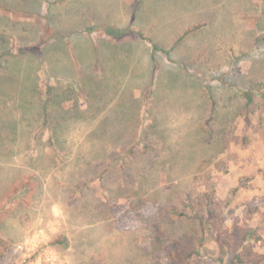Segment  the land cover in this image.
Listing matches in <instances>:
<instances>
[{"label": "rangeland", "instance_id": "1", "mask_svg": "<svg viewBox=\"0 0 264 264\" xmlns=\"http://www.w3.org/2000/svg\"><path fill=\"white\" fill-rule=\"evenodd\" d=\"M0 75V264H264V0H0Z\"/></svg>", "mask_w": 264, "mask_h": 264}, {"label": "trees", "instance_id": "2", "mask_svg": "<svg viewBox=\"0 0 264 264\" xmlns=\"http://www.w3.org/2000/svg\"><path fill=\"white\" fill-rule=\"evenodd\" d=\"M107 30H109V29H107ZM84 31V28L82 27V28H80V30H79V32L78 33H80V32H83ZM3 34V33H2ZM82 34V33H81ZM70 34H68V33H57V35L56 34H54L53 35V39H51V42L52 43H54V42H57V41H59L60 42V44H63V45H67L66 44V40L68 39V36H69ZM107 44H109V45H115V46H117V45H121V46H123V45H125V44H112V43H109V42H106ZM29 51H24V49H21V50H19L18 52H16V53H13V52H11V53H9V57L11 58V60L12 59H14L13 61H19L20 59H22V58H26V57H30V59L32 60L34 57H35V55H34V53H28ZM40 59H39V63H41V61H42V59H41V57H39ZM38 60V59H37ZM10 61V59L8 60V62ZM11 62V61H10ZM7 65H8V63H7ZM12 70L11 69H9V71L6 73V76H7V78H10V77H12ZM153 74L154 73H152V79L154 80V77H153ZM54 76H56V75H54ZM2 76L0 75V78H1ZM151 79V83H150V85L152 86V84H153V80ZM153 91L152 90H149V93H152ZM246 94V104H248L251 100H252V96H251V94L250 93H245ZM139 104V103H138ZM42 109H43V113L45 114V116H43L42 118H43V123H46V122H48V119H47V117H48V112H47V109H46V106H45V102L43 103V106H42ZM212 120H213V122L214 121H216L217 120V118H216V116H215V113H214V118H212ZM130 121V120H129ZM117 122L118 123H121L122 121H120V120H117ZM64 122H56L55 123V125L57 126L58 124H61L63 127L65 126V123L63 124ZM113 124H116V123H113ZM52 133H50L51 134V141L53 142H55V144H56V142H61L60 141V139H58L57 138V136H55L56 135V132H54V129H52V131H51ZM94 132H96V130L94 131ZM102 133H106V131L104 132V131H102ZM115 133H117V132H113V131H110V132H107L106 134H115ZM119 134V133H118ZM130 135L132 136V133H130ZM63 140H65L66 141V138L65 137H63L62 138ZM110 139H113V138H110ZM115 140V139H114ZM125 152H127L128 154H132L133 153V149H127ZM117 160H118V158H116V159H111L109 162H108V164L104 167L105 169H101V171H98V173H97V178H99L102 174H103V172L106 170V168H108V167H114L115 165H116V162H117ZM124 160V159H123ZM97 168H99V166H97ZM252 234V232H247L246 234H245V236H244V238H246V237H248V236H250ZM237 259H239L240 257H236ZM240 260V259H239Z\"/></svg>", "mask_w": 264, "mask_h": 264}]
</instances>
